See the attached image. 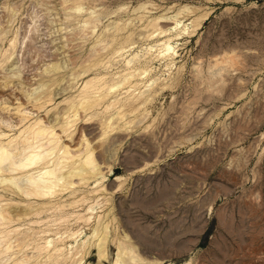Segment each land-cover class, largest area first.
<instances>
[{
	"label": "rangeland",
	"instance_id": "374dc122",
	"mask_svg": "<svg viewBox=\"0 0 264 264\" xmlns=\"http://www.w3.org/2000/svg\"><path fill=\"white\" fill-rule=\"evenodd\" d=\"M77 1H83L81 9L76 8ZM87 16L97 20L89 33L85 27L90 24L82 29ZM181 16L184 21L178 29H192L191 20L196 17H200V28L191 35L176 36L170 27ZM154 22L167 30L147 39ZM109 30L114 34L107 33ZM111 35H130L136 41L133 48L114 57L105 54L112 46ZM168 38L173 55L158 58L161 43ZM100 52L103 59L94 72L76 76L74 71ZM127 59L134 64L132 69L139 71L145 65L149 76L157 77L156 86L150 88L164 81H174L175 86L164 94L160 88L149 91L150 100L154 99L135 115L126 113L120 119L117 104L109 110L104 104L82 112L70 123L69 132H61L60 125L55 127L61 142L71 143L72 150L82 146L84 133L104 176L91 178L85 185L76 179L77 195L67 192L58 197L66 201L85 192L92 195L79 202L82 206L69 207V221H55L57 215L48 211L41 217L5 224L7 227L1 224L6 233L0 232V238L8 233L12 245L26 243L1 254L0 264H10L22 254L27 256L25 264H52L49 254L58 253L52 246L50 251L46 249L47 237L54 240L52 245L59 242V233L81 229L77 242L69 239L60 245L64 257L53 261L60 264L62 259L68 264L78 242L89 239L88 245L93 240L91 224L76 220L77 214L91 215L90 220L97 224L105 212L114 217L110 239L113 232L128 234L147 260L264 264V0H0V136L16 135L35 119L53 122L54 114L59 121L64 115L73 117L72 112L62 110L79 98L85 81L120 74ZM53 63L60 64L55 72L58 82L44 86L43 78ZM145 88L148 86H142L140 93L147 92ZM119 89L115 88V95L120 101L132 97ZM49 91L53 99L45 101L43 93ZM31 97L40 100L34 102ZM37 104L43 105L38 108ZM131 117L135 119L128 123ZM109 120L122 128L107 132ZM95 187L102 191H93ZM0 193L22 204L9 189L1 188ZM116 251L110 240L103 264H110ZM96 253L90 247V258L81 263L97 264Z\"/></svg>",
	"mask_w": 264,
	"mask_h": 264
},
{
	"label": "bare ground",
	"instance_id": "6f19581e",
	"mask_svg": "<svg viewBox=\"0 0 264 264\" xmlns=\"http://www.w3.org/2000/svg\"><path fill=\"white\" fill-rule=\"evenodd\" d=\"M64 2H65V0H64ZM82 2L77 1V6H76L77 9L82 8V6L84 4ZM78 12H76L77 14L74 12L73 14L78 15L79 14ZM190 12H188V13H190ZM70 13H71V11H70ZM188 13H186V14H188ZM186 14H185V16H186ZM71 15H72V13H71ZM94 18H95V16H94ZM94 18H92V16H87V18H85L83 20L84 25L82 26V29H84V27L87 24H90V25H87L85 27V29L87 31H88V29L90 30L93 27H95L94 21H97V20H94ZM183 18H184V16H181L179 18L178 17L175 18L174 19L175 20L174 26L170 27V29L175 30L176 36L191 35L198 28H200V25H201L200 24L201 21L199 20L200 17H196V18L191 20V23L193 26L192 29H189V27H182L181 29H178L180 24L184 21ZM166 24H168V22ZM121 25L125 26V24H121ZM151 26L153 27V29H152V31L149 30L150 32H148L146 34L147 39H152V38L156 37L157 35L161 34L162 32H165L167 30V28L164 29L162 26H158L157 22H154ZM185 26H186V24H185ZM116 27H118V29H121L122 26L119 27L117 25ZM117 30H116V33L119 31V30L118 31ZM122 30H124V27H122ZM109 31L107 33L114 34V32L111 33V30H109ZM88 33H89V31H88ZM132 33L134 34V31ZM117 34H115V36ZM119 34H120V31H119ZM130 35H128L127 37L124 36V38L123 37L119 38V35H118V38L115 37L114 35H111L112 38H111V36H110V38L112 39V42H109V44L111 43L112 46L106 49L105 54L106 55L110 54V55H113L114 57H116L117 55L118 56L122 55L124 51H128L131 48H133L132 45L135 43L134 41H136V40L131 41V39H129ZM132 38H133V36H132ZM124 43H125V45H124ZM116 44H117V46H116ZM118 44H119V46H118ZM161 45H162V50L159 52V54H157V57L161 58V59L171 58L173 55V52H174V46L170 43L169 38L164 40L161 43ZM13 46H14V44H13ZM148 48L151 49V47H148ZM103 54H104L103 52L102 53L100 52V54L95 53L96 56H95V58H93V60L91 59L92 61L89 60L90 62L88 64H85V65L83 64L82 67L80 65V68H79L80 70L74 71V73L75 72L78 73V74H76V76L84 74V77H86V76L90 75V73L94 72L92 70L96 69L94 67L99 65L100 61L103 59L101 57V56H103ZM136 58H135V60H136ZM226 58H228V57H226ZM229 59H231V58H229ZM141 60H142V58H141ZM132 63H134L133 60H132ZM141 64L139 66H141ZM124 65H125V68L123 69V72H120V74L113 76L109 79H107L103 76H94V77L88 78L85 81L79 98L72 100L70 102V104L67 107L64 106L65 108L62 110L63 113H65L67 111L72 112L71 116H73V117H70V115H69L68 117L64 118L65 117V115H64L63 120L59 121V118H57V116L55 117V114H54L53 122H52V119L48 120V123H45L42 119H35L33 121H30L29 124H27L26 126L24 125V127H22V129H20L18 131V134L16 133V135H14V134L13 135L2 134L0 136V187L3 188V191H4V189H7V190L9 189L11 192H14L16 194L15 198H18V200L20 202H22V204L16 203V202L13 203V200H14L13 197H6L5 194L0 193V226L2 224V227L3 226L7 227V226H5V224H9V223H12L13 221L20 220L23 218L25 219L26 217H30V216L41 217L42 214L47 213L48 211H52L54 213V215H57V218L55 219V221L60 220L59 221L60 223H62V222L64 223L65 221H69L68 218L71 217L67 213L69 210V207H72V208L75 207V209H76V206H82L81 205L82 203H79V202L80 201L84 202V201H86V199L88 201V199H89L88 195H90V194H87L88 192H85L86 194L83 193L84 195L82 194L80 197L76 196V197L72 198V200H66L67 199L66 198L65 199L66 201H64L63 199L58 198V197H62L67 192H72V195H74L76 193V188H74V185L77 184V183H75L77 181H78V183L80 181V182H82V184L85 185L86 183H88V181L91 178L92 179L94 178L95 180H97L98 175L100 177L104 176L103 175L104 173L102 174L101 169L99 167L100 165L98 166L99 163H97L96 155H94L95 150H94L93 146L92 147L90 146L91 144H90L89 140L85 137L84 133L82 135V142H81L82 146H80V147L77 146L78 148H75L74 150H72L71 143L61 142V135L59 132H57V129L55 128L57 125H60L61 132H69L67 130L69 129V127L71 125L70 123L78 120V118L81 116L82 112H86L88 110L91 111V109H96V108L99 109V107L100 106L102 107L104 104L106 105L105 108L108 110L110 108L112 109V107H114L117 104L118 110L117 109L116 110H117V114L120 115V117H118L120 119L125 118L124 116L126 115V113H127V115H128V113H131V114L134 113V115H135L136 113L140 112L141 109H143L142 107L150 100L149 94L152 91H155L156 88L157 89L160 88L162 90V93L164 94L166 91H169L170 87L172 88L175 86V85H173L174 81H172L173 83H170V84H168L169 82L167 83L164 81V82H160L159 84H157V87H155V89L154 88L152 89V87H154L153 84L156 81L158 82V80H156V78H157L156 76H155L156 78H152L153 75L149 76V73L147 72V67L145 65H144L145 67L142 66V69L141 70L139 69V71L132 69L134 64L133 65L131 64V59H127L126 64H124ZM48 68H46V69H48ZM59 68H60V64H57V63H53L50 66V69H48L49 74L46 75L45 78H43V76H42V78L45 79L43 81L44 86L47 85L48 87H50L51 85H54L56 82H58L57 80L59 79V77L57 76L58 74H56V76H55V72ZM50 72H52V74H50ZM137 80H140V81H137ZM142 81L148 82V83H143ZM133 82H134V84L132 85ZM141 82L143 83L142 85H141ZM4 85H6V84H4ZM150 85L152 86L151 88L149 87ZM142 86H145V87L148 86V89L145 88V90H147V92L143 91L140 93L141 90H139V89ZM116 87H120L119 90L125 89L124 91L122 90L123 93L128 92V95H132V97L129 98L128 100H124V101L121 100L120 101V98L119 97L117 98L115 95V93H116L115 88ZM46 89H48V88H46ZM160 89H159V91H161ZM149 91H151V92H149ZM148 92H149V94H148ZM119 93H120V91H119ZM24 94H26V93H24ZM110 94L114 95L115 98L110 100V97H109ZM151 95L152 94H150V96ZM42 97H47L46 98L47 100H45V101H51L53 99V96H51V91L46 92V93L44 92ZM152 98L154 99V97H152ZM27 99H30V98H27ZM36 100L37 101L40 100V97H38V99H36ZM36 100L33 99L34 102ZM152 100H150V101H152ZM37 105L39 108L43 104H40V105L37 104ZM146 108L147 107L145 106L144 110ZM18 110H19V108H18ZM57 112H59V111H57ZM54 113H56V112H54ZM98 114L99 113H97V115ZM131 114H129V116H131ZM103 116H105V115H103ZM26 117L27 116L24 115L23 118L26 119ZM69 117H70V119H69ZM108 118H109V116H108ZM132 118L133 117H131V119L129 118L131 121L128 120V123L129 122L132 123ZM115 119H117V118H115ZM133 119H135V118H133ZM101 120H100V122H101ZM106 120H108V119L105 118V121ZM111 121L106 123L107 127H105V128L109 129V130H107V132H111L112 130L117 129L118 127L121 126V124L120 125L116 124L114 126L115 120L112 122ZM128 123L126 121V124H128ZM101 125H102V123H101ZM131 127H132V125H131ZM120 128H122V127H120ZM104 132H106V131H104ZM120 133H117V135L122 134V133L121 134ZM103 134H105V133H103ZM106 134H108V133H106ZM66 135H71V134L67 133ZM102 142H101V144H102ZM101 144H99V145H101ZM72 145H74V144H72ZM6 162L8 163V165L6 166L7 168L4 169L3 164ZM31 170H32V172H31ZM29 171H30V174H28ZM19 175H22L24 177L22 178V176H19ZM76 179H77V181H75ZM80 186L82 187V185H80ZM95 188L93 189V191L97 190V192H98V190H100L99 188L98 189L97 188L95 189ZM68 189H70V190H68ZM79 189H81V188H79ZM100 191H102V190H100ZM79 193H80V191H79ZM70 195H68V197H70ZM75 195H77V194H75ZM90 197H92V195H90ZM95 197H97V196H95ZM105 199L108 200V197ZM84 206H83V208H84ZM89 207L91 208V206H89ZM92 207H94V206H92ZM86 208H88V207H86ZM109 208H108V210H109ZM53 213L50 214V216L53 215ZM80 213H81V211H80ZM87 213H89V212H87ZM110 213H112V212H109V214L107 212H105V214H107L106 216H104L103 213H98L99 215L103 214V216L101 217L100 220H98V221L96 220L97 224L92 223L95 219L90 220L91 215H87V217H86V216H81V215L79 216V214H77V218L74 216L76 218V220L77 219H80V220L83 219L87 225L91 224L90 229H89L91 231V233L90 232L89 233H90V238L91 239L93 238V240H92V242H90L87 245V241L89 239L85 240L83 238V240L78 242L77 246L74 249L72 248L74 245L71 246V249H73L74 251L71 252V255H70L71 257H73L72 262L69 261V263L70 264H82L81 262L84 258H86V257L90 258L89 257L90 256L89 255L90 254V247L94 246L96 248V252H97L96 254L98 257V260L96 263L97 264H103V260L108 255L107 249H108L109 242L111 240L113 242V245L116 247L117 251H116V257L114 256L115 259L113 261H111L110 264H161L159 262H156V260L151 261V259H148V260H150V261H148L147 258L143 256V254L141 255V252H138L139 250H137V246H135L132 239L128 238L129 235L125 234L124 232H123L124 234L122 233V235L119 233L115 234L113 232L112 237L113 236L114 237L113 238L111 237L112 239H110V236H109L110 226H111L110 223H112V221L114 219V217H111ZM69 214L72 215L73 213H69ZM99 215H97L98 218H99ZM112 216H113V214H112ZM95 218H96V216H95ZM8 226H10V225H8ZM75 228L77 229V227H75ZM2 229L0 232L6 233V232H4L5 230L3 231ZM70 229L71 228H69V230ZM72 229H74V228H72ZM80 231H81V229L73 230L69 234H68V232H63V233L67 234V235L64 234L65 236L64 235L62 236V234H63L62 232L59 233L56 231L57 232L56 234H58V233L60 234V236H58L59 242L56 243L57 241L55 240L56 242L53 243L52 245H49V243L52 242L53 239L51 240V238L47 237V240L45 241L46 244H44L46 249H47V247L49 248V246H52L51 249L52 248L55 249L56 254L58 253L56 256L52 255V253L49 254V257H51L50 261H52L50 263L55 264L56 260H58V257L62 256V255H60L61 250H62L60 245L63 244L65 242V240H69V239L73 240L74 239L75 242H77L76 240H77V237L81 233ZM7 234H5L3 237L0 238V255L3 254L4 252L8 251V249H10L11 247L12 248L14 246L22 247V245H24L26 243L25 241H23L25 243L22 244V242H17L16 244L12 245L10 242L11 239H9V236H7ZM18 240H19V238L17 237L14 240V242L18 241ZM49 251H50V248H49ZM62 257H64V256H62ZM26 258H27V256L25 254H22V257H16L15 259H13L12 263H10V264H25L24 261ZM53 261L55 263H53ZM58 261H60V259ZM44 263H47V262H44ZM44 263H42V264H44ZM60 264H63L62 259H61ZM184 264H188V263H184Z\"/></svg>",
	"mask_w": 264,
	"mask_h": 264
}]
</instances>
